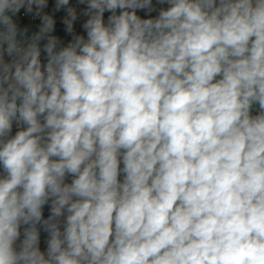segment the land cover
<instances>
[{"label":"clouds","instance_id":"1","mask_svg":"<svg viewBox=\"0 0 264 264\" xmlns=\"http://www.w3.org/2000/svg\"><path fill=\"white\" fill-rule=\"evenodd\" d=\"M0 264H264V0H0Z\"/></svg>","mask_w":264,"mask_h":264},{"label":"crops","instance_id":"2","mask_svg":"<svg viewBox=\"0 0 264 264\" xmlns=\"http://www.w3.org/2000/svg\"><path fill=\"white\" fill-rule=\"evenodd\" d=\"M73 2H75V0H73ZM58 15H62V13L61 14H58ZM141 15H143V13H141ZM22 23H32V24H36V23H39V21H32L29 18H27V19L23 18ZM58 28H59V24H58ZM77 29H79V24H77ZM61 35H63L62 32H61ZM42 247H43V244H42Z\"/></svg>","mask_w":264,"mask_h":264},{"label":"built area","instance_id":"3","mask_svg":"<svg viewBox=\"0 0 264 264\" xmlns=\"http://www.w3.org/2000/svg\"><path fill=\"white\" fill-rule=\"evenodd\" d=\"M25 19H27V18H29L30 20H31V18L30 17H24Z\"/></svg>","mask_w":264,"mask_h":264}]
</instances>
